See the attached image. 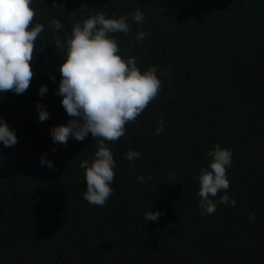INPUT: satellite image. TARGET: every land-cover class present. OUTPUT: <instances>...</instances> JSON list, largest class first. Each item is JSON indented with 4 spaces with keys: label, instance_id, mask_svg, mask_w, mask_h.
Returning <instances> with one entry per match:
<instances>
[{
    "label": "trees",
    "instance_id": "obj_1",
    "mask_svg": "<svg viewBox=\"0 0 264 264\" xmlns=\"http://www.w3.org/2000/svg\"><path fill=\"white\" fill-rule=\"evenodd\" d=\"M52 4L31 3L33 25L44 30L35 41L29 88L0 93V118L18 141L0 143V264H264V0ZM137 9L140 23L130 15ZM100 13L127 17L129 32L109 36L123 59L134 57L141 72L156 67L162 82L125 135L106 141L115 176L103 206L84 199L80 168L94 158L97 139L89 134L59 144L50 135L70 119L56 94L66 54L55 38L66 43L75 23ZM140 31L149 33L143 41L136 39ZM37 102L49 113L46 121L38 119ZM217 144L232 152L230 187L210 196L214 214L201 215L198 176ZM129 151L140 156L128 160ZM45 153L53 169L41 165ZM224 195L227 204L219 202ZM146 211L162 215L146 220Z\"/></svg>",
    "mask_w": 264,
    "mask_h": 264
},
{
    "label": "clouds",
    "instance_id": "obj_2",
    "mask_svg": "<svg viewBox=\"0 0 264 264\" xmlns=\"http://www.w3.org/2000/svg\"><path fill=\"white\" fill-rule=\"evenodd\" d=\"M32 0H0V93L9 91L23 94L34 77L31 61L35 51V41L43 32L44 25L33 20L36 12L31 7ZM52 7L57 8L56 0ZM140 23L143 13L137 9L130 13ZM51 26L59 30L62 25L56 20ZM130 26L126 16L106 18L103 13L89 16L83 23H75L66 43L57 36L56 49L66 54L59 65L61 79L57 95L70 117L66 124L53 126L50 135L54 143L67 144L69 137L83 141L91 134L97 139L98 147L94 158L83 160L80 168L85 170L86 191L83 197L92 205L103 206L112 194L109 186L114 181L115 160L107 142H115L125 135V125L135 121L156 99L161 88L157 68L149 67L141 72L134 57L123 59L119 54L117 41L109 33L127 34ZM147 31H140L136 39L143 41ZM160 75H169L161 71ZM55 80V77H51ZM47 86L41 85L39 94L47 92ZM38 119L43 122L49 118L48 111L37 102ZM156 134L163 129V119L159 121ZM15 130L0 118V143L12 147L17 143ZM128 160L140 156L139 152L129 151ZM207 167H201L199 180L200 214H214L216 197L230 187L226 169L232 165V152L217 144L209 149ZM41 165L53 169V162L46 159V153L40 157ZM151 177H149L150 179ZM138 179L144 181L141 174ZM169 179H174L170 177ZM227 195L220 197V203L227 204ZM234 206L236 201L231 200ZM161 212L146 211V220L157 221ZM255 220V215L250 214Z\"/></svg>",
    "mask_w": 264,
    "mask_h": 264
}]
</instances>
